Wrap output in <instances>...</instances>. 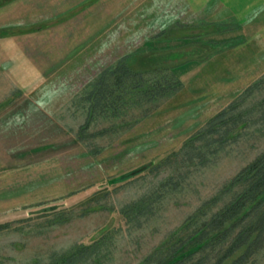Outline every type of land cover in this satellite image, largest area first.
Listing matches in <instances>:
<instances>
[{"label": "rangeland", "instance_id": "obj_1", "mask_svg": "<svg viewBox=\"0 0 264 264\" xmlns=\"http://www.w3.org/2000/svg\"><path fill=\"white\" fill-rule=\"evenodd\" d=\"M156 2L0 0V224L7 226L0 229V264H50L53 256L106 231L112 237L101 256L82 264H141L264 150L262 71L253 72L248 86H241L239 77L234 96L203 93L196 75L149 116L132 109L120 118H99L88 132L107 131L78 140L87 116L86 103L75 101L84 89L80 80L89 65L110 63L133 48V31ZM106 30L111 37L86 57L91 36ZM181 50L154 53L151 62L171 65L199 56L197 47L177 52ZM73 62L79 63L77 69L60 74ZM260 79L244 103L250 122L237 128L236 141L211 154L206 165L185 167L171 155L159 170L149 168L179 150ZM143 166L148 167L128 182H108ZM178 173L184 174L181 184L161 188L166 177ZM81 189L86 190L71 195ZM139 200L151 203L153 214L144 220L126 219L121 209ZM256 264H264V248Z\"/></svg>", "mask_w": 264, "mask_h": 264}, {"label": "trees", "instance_id": "obj_2", "mask_svg": "<svg viewBox=\"0 0 264 264\" xmlns=\"http://www.w3.org/2000/svg\"><path fill=\"white\" fill-rule=\"evenodd\" d=\"M153 55L154 52L146 46L122 56L99 75L89 90H85L87 95L84 99L89 104L85 122L77 131L78 140L86 141L91 135L107 131L88 132L99 118H120L132 109H140L144 117L149 116L160 107L164 98L181 88L182 81L172 70L175 65H155L151 62ZM263 79L253 83L209 119L179 150L153 161L149 168L159 170L174 156L185 167L206 165L211 154L238 139L235 131L240 125L250 122L243 106L248 95ZM260 118L264 120V111ZM121 120L124 121L123 118ZM147 167L119 174L109 178L108 182H128ZM182 178L184 174L181 173L166 177L161 188L175 187L181 184ZM85 190L72 192L71 195ZM227 195V201L214 209ZM152 206L139 200L125 205L121 213L128 220H144L153 214ZM4 227H7L5 223L0 224V229ZM110 237L111 232L106 231L87 244L80 243L53 256L50 264H82L90 259L96 260ZM263 248L264 150L230 178L219 194L203 202L171 231L141 264H256Z\"/></svg>", "mask_w": 264, "mask_h": 264}, {"label": "crops", "instance_id": "obj_3", "mask_svg": "<svg viewBox=\"0 0 264 264\" xmlns=\"http://www.w3.org/2000/svg\"><path fill=\"white\" fill-rule=\"evenodd\" d=\"M109 37V30L91 36L86 57L93 55ZM193 40L194 43H188ZM132 46L110 63L99 61L88 66V73L80 80L84 89L80 98L74 99L77 104L86 103V114L89 101L84 99L85 90L119 58L146 46L154 53L176 54L184 52H177L179 49L197 47V58L171 64L182 81L181 88L187 79L197 75L196 84L203 87V93L234 96L239 77L244 81L241 86H248L255 78L253 72H264V0H157L148 18L134 29ZM76 58L78 54L73 57ZM77 63L66 64L60 74L74 70Z\"/></svg>", "mask_w": 264, "mask_h": 264}]
</instances>
